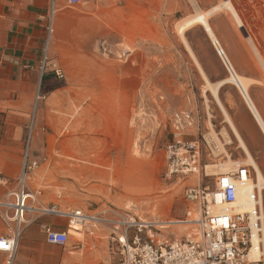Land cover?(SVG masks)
<instances>
[{
    "label": "rangeland",
    "instance_id": "1",
    "mask_svg": "<svg viewBox=\"0 0 264 264\" xmlns=\"http://www.w3.org/2000/svg\"><path fill=\"white\" fill-rule=\"evenodd\" d=\"M230 1L244 28L226 0H146L140 24L133 10L137 0H111L108 5L87 0L69 9L72 18L89 12L99 26L86 46L80 47L74 35L65 36L61 48L49 54L53 80L42 86L39 107L27 117L35 138L18 156L21 162L29 153V160L36 162L28 171V184L46 194L44 202L40 197L43 206L96 213L112 205L169 224L164 231L177 238L192 229L183 220L189 211L190 219L196 218L200 209L186 192L192 186L212 188L214 177L199 183L194 177L166 176V146L177 138L205 135L207 165L228 158L248 163L212 89L206 90L201 68L213 87L231 73L200 24L184 33L195 57L191 54L178 31L183 20L199 12L208 15L235 71L252 80L251 99L260 112L264 109V0ZM56 68L64 77L56 75ZM218 94L264 173V133L239 87L227 82ZM213 170L207 171L226 173ZM43 216L34 214L28 224ZM177 226L187 229L178 233ZM90 229L71 226L70 240L63 246L65 264H118L111 230Z\"/></svg>",
    "mask_w": 264,
    "mask_h": 264
},
{
    "label": "built area",
    "instance_id": "2",
    "mask_svg": "<svg viewBox=\"0 0 264 264\" xmlns=\"http://www.w3.org/2000/svg\"><path fill=\"white\" fill-rule=\"evenodd\" d=\"M69 2L75 5L86 0ZM49 32H53L52 26ZM55 73L64 77L60 68H56ZM175 117L177 122L182 121L180 114ZM186 118L190 123L191 114ZM206 142L205 135L196 139L181 137L166 146V176L194 177L199 183L214 177L212 188L198 185L199 188L192 186L187 190L188 200L199 205L200 215L190 219L191 212H188L183 223L193 227L180 238L173 232L166 233L165 223L140 218L112 205L96 213L82 209L60 210L56 204L43 206L42 190L31 189L28 184V171L36 162L28 163L27 159L13 185L0 169V186H11L0 196V217L10 224L15 223L18 229L28 223L29 215L38 213L67 218L69 229L74 223L90 227L91 232L108 228L119 254L118 264H264V210L258 188L253 185L256 171L253 166L242 163L234 171L209 174L203 158ZM240 193L246 195V201L241 199ZM58 198H62L61 193ZM69 229L57 231L48 226L47 241L66 246L70 240ZM18 236V230L11 237L0 235V251L9 254V264L17 249Z\"/></svg>",
    "mask_w": 264,
    "mask_h": 264
},
{
    "label": "crops",
    "instance_id": "3",
    "mask_svg": "<svg viewBox=\"0 0 264 264\" xmlns=\"http://www.w3.org/2000/svg\"><path fill=\"white\" fill-rule=\"evenodd\" d=\"M137 1L138 6L133 10L139 14L140 24L147 4L146 0ZM110 3L111 0H103L105 5ZM79 4L72 5L69 0H0V169L12 185L22 174L26 159L33 163L29 153L20 162L18 152L26 146L30 148L35 138L34 130L28 129L27 117L39 107L42 86L46 87L53 80L49 54L61 48V39L65 36L74 35L80 47L86 46L87 38L92 37L93 30L99 26L89 12L70 17L69 9ZM106 24L113 27L108 21ZM49 26L53 27L52 33ZM259 113L264 120V109ZM30 179L28 175V181ZM10 187L0 186V196ZM44 196L43 192V202ZM58 208L63 210L60 204ZM43 215L37 222L22 224L19 229L15 223L10 224L0 217V235L11 237L19 232L10 264H65L66 248L50 244L46 228L67 230L68 219ZM9 260V254L0 251V264H9Z\"/></svg>",
    "mask_w": 264,
    "mask_h": 264
},
{
    "label": "bare ground",
    "instance_id": "4",
    "mask_svg": "<svg viewBox=\"0 0 264 264\" xmlns=\"http://www.w3.org/2000/svg\"><path fill=\"white\" fill-rule=\"evenodd\" d=\"M226 5L233 11V14H234V17L236 18L238 24L240 27L244 28V24L241 20V18L239 17L238 13L236 12L235 8L232 6L231 4V1L230 0H226ZM196 24H200L202 26H204L206 32L208 33V35L210 36V38L212 39V41L214 42V44L216 45L217 49L221 52L222 54V59L224 60V62L226 63L230 73H231V76L228 77L227 79L225 80H222L220 82H218L215 87H213V84L208 80L205 72L203 71V69L201 68V72L204 76V78L207 80V83H208V86H206V90H207V87L212 89L213 93L214 94V97L216 98V101L218 102V104L221 106V108L223 109V112L226 116V121L228 122L230 128L233 130L235 136L237 137L239 143H240V147L243 149L246 157H247V161L246 163H248L249 165L253 166L255 171H256V178L253 182V185H255V188H258V192L262 198V201H263V210H264V175L258 165V163L256 162L252 152L250 151L249 147L247 146L246 142L244 141V138L242 137V134L240 133L238 127L236 126L235 122L233 121V119L231 118V116L229 115V113L226 111V109L224 108L221 100H220V97H219V89L221 88V86H223L225 83L227 82H232L234 83L236 86L239 87L242 95L244 96L250 110L252 111L258 125L261 127L262 131L264 132V120L261 116V114L259 113L256 105L254 104L253 100L251 99L250 95H249V87L251 86V83H252V80L245 77V76H242V75H239L232 63L230 62L228 56L226 55L225 51L222 49V47L220 46V42L210 24V21H209V18H208V15L206 13H203V12H199L197 13L196 15H193L192 17H188L186 18L185 20H183L179 25H178V31L179 33L182 35V37L184 38V42L186 43V46L187 48L189 49V51L191 52V54L194 56V53L190 47V45L188 44L187 40L185 39L184 37V33L186 30H188L190 27L196 25ZM191 29V28H190ZM246 30V28H245ZM244 33V32H243ZM245 34V33H244ZM247 37V36H246ZM249 38V39H248ZM247 39L250 41V44L252 45L251 47H253V49L256 51V53L258 52L256 47H255V44L253 43V40L251 37H248ZM195 57V56H194ZM260 57V56H258ZM196 58H194L195 60ZM262 59V58H261ZM260 59V60H261ZM197 61V60H196ZM197 64L199 65L198 61H197ZM200 66V65H199ZM253 84V83H252ZM209 90V89H208ZM206 94V93H205ZM210 123V122H209ZM211 124V123H210ZM213 129V128H212ZM214 133V132H213ZM225 134L227 136H229V134L227 132H225ZM212 135V133H211ZM215 136V134H214ZM213 136V137H214ZM217 137V136H216ZM226 138V137H225ZM215 139V137H214ZM219 139V138H218ZM229 140V138H228ZM231 142V141H230ZM226 145V144H224ZM225 151V148H223ZM222 151V152H223ZM227 156V154H226ZM230 157V156H229ZM228 158V157H227ZM243 162H235L233 161L232 159L228 158L227 161L225 162H218V163H213V164H209L207 165V170L211 173L214 172V168H219V169H222L223 172H229L231 170L232 167H234L235 169L240 165L242 164ZM232 171V170H231ZM222 172V171H221ZM210 173V174H211ZM241 199L246 201L247 200V197L246 195L243 196V193H240L239 194ZM198 217V216H197ZM164 222V221H163ZM76 224V223H74ZM168 225L169 224H166L164 225V227L167 229L168 228ZM189 226V224L187 225ZM193 227V226H192ZM184 228V229H183ZM186 227L184 226H177L176 227V230L177 232H183V231H186ZM190 232V231H188Z\"/></svg>",
    "mask_w": 264,
    "mask_h": 264
}]
</instances>
